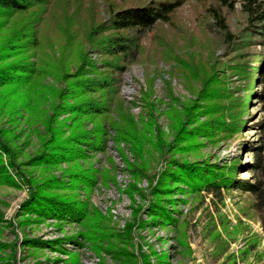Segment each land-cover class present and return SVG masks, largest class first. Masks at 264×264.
Masks as SVG:
<instances>
[{
    "label": "trees",
    "instance_id": "obj_1",
    "mask_svg": "<svg viewBox=\"0 0 264 264\" xmlns=\"http://www.w3.org/2000/svg\"><path fill=\"white\" fill-rule=\"evenodd\" d=\"M69 1H73L74 8H66ZM83 1L0 0V28L11 22L8 34L0 42V87L19 91L21 105L30 112L41 102L53 100L51 112L41 119L44 131L36 127L40 148L27 161L47 165L75 161L67 182L60 183L51 177L31 185L20 207L39 216L76 219L84 226L81 235L87 240H98V236L105 235L98 230L101 215L87 197L79 199L75 192H58L51 187L82 186L90 190L97 181V170L90 165L81 167L78 159L84 160L91 152L105 151L109 137L123 160L120 141L128 143L133 157L140 158L144 134L136 128L121 102L118 94L121 73L130 63L160 59L172 66L171 71L200 82L195 93L197 100L183 104V117L177 115L175 124H171L176 140L210 135L215 129L225 134L240 131L246 118L244 98L251 94L262 111L257 122L261 134L250 163L254 172L252 180L234 177L236 157L222 164L169 157L150 183V192L166 191V182H162L166 177L181 180L191 190L219 193L220 187L240 188L252 195V205L264 230V0L243 3L247 38L227 25L221 4L230 6L229 0H199L201 11L195 14L199 18L196 30L189 29L175 11L183 0H149L144 4L104 0L107 18H102L96 10L94 15L83 14L80 6ZM148 29H152V37L150 44L144 45L141 37ZM54 42L59 46L53 47ZM251 43L258 44V48L249 49ZM85 45L102 53L101 67L88 57ZM216 46L222 48V55H227L228 63L215 55ZM29 54L35 58H28ZM223 67L237 74L241 81L237 86L245 95L233 96L223 86V76L217 73ZM46 75L61 82V86L43 83ZM146 79L150 84V78ZM59 113H68L67 134L61 122L53 124ZM199 115L206 118L198 121ZM103 121L113 129V135L108 134ZM86 122L91 127L84 128ZM185 123L191 126L186 128ZM0 148L7 153L6 164L14 169L16 164L9 156L11 150L2 140ZM0 184L18 185L3 163L1 153ZM146 208L153 220H172L160 198L152 199Z\"/></svg>",
    "mask_w": 264,
    "mask_h": 264
},
{
    "label": "rangeland",
    "instance_id": "obj_2",
    "mask_svg": "<svg viewBox=\"0 0 264 264\" xmlns=\"http://www.w3.org/2000/svg\"><path fill=\"white\" fill-rule=\"evenodd\" d=\"M115 1L144 4L149 0ZM229 2L230 6L221 4L227 25L247 38L243 11L246 0ZM80 6L83 14L94 15L96 10L102 18L108 16L104 0H84ZM66 8H74L73 1L67 2ZM199 10V0H183L175 9L193 30L198 29L199 18L195 14ZM10 23L0 28V42L8 34ZM151 37L152 29L146 30L141 43L149 45ZM57 46L54 42L53 47ZM253 46L258 48L256 43L249 44L248 48ZM85 48L88 57L101 67L102 53L88 45ZM214 53L223 63H228L220 46L215 47ZM28 58L34 59L35 55L29 54ZM171 69L170 64L157 59L130 63L121 73L118 90L121 102L136 128L144 134L140 158L133 157L128 143L120 141L123 160L116 143L109 137L105 151L91 152L84 160L78 159L81 167L90 165L97 170V181L90 190L82 186L51 187L58 192H75L79 199L87 197L89 204L101 215L98 230L105 235L98 236V240L85 239L81 235L85 228L76 219L39 216L20 207L35 183L51 177L60 183L67 182L75 161H61L56 165L30 164L27 159L40 148L36 127L44 131L41 119L51 112L53 100L41 102L30 112L21 105L19 91L0 87V140L11 150L9 156L16 167L12 169L6 164L8 156L1 148L0 153L9 174L18 184H0V264H264V230L248 191L233 187H220L219 193L191 190L181 180L166 177L162 179L166 182V191L150 192V183L155 181L169 157L203 159L218 164L236 157L234 177L254 178L250 163L254 146L260 139L261 128L257 122L262 117L256 98L252 94L244 98L246 118L240 131L225 134L215 129L210 135L197 134L186 140H176L171 124H175L177 115L183 117V104L197 100L195 93L200 82L185 79ZM217 73L223 76V86L233 96L245 95L237 86L241 81L236 73H230L225 67ZM146 77L150 78V84ZM42 81L55 87L62 84L49 75ZM204 118L206 116L199 115L197 120ZM54 121L53 124L61 122L64 134L68 133V113H59ZM103 122L108 134L113 135V129ZM185 126L188 128L191 124L185 123ZM89 127L91 123L86 122L84 128ZM154 198H160L166 206L171 221L153 220L147 213L146 207Z\"/></svg>",
    "mask_w": 264,
    "mask_h": 264
}]
</instances>
